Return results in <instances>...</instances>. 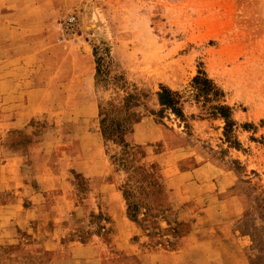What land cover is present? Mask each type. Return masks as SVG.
Returning a JSON list of instances; mask_svg holds the SVG:
<instances>
[{
  "label": "rangeland",
  "instance_id": "obj_1",
  "mask_svg": "<svg viewBox=\"0 0 264 264\" xmlns=\"http://www.w3.org/2000/svg\"><path fill=\"white\" fill-rule=\"evenodd\" d=\"M8 7L89 55L96 116L89 128L59 127L55 112L0 128V264H91L67 244L44 249L56 226L100 235L105 264L186 247L162 264H264V0H0ZM201 72L215 89L198 88ZM108 208L132 223L136 252L113 244Z\"/></svg>",
  "mask_w": 264,
  "mask_h": 264
},
{
  "label": "crops",
  "instance_id": "obj_2",
  "mask_svg": "<svg viewBox=\"0 0 264 264\" xmlns=\"http://www.w3.org/2000/svg\"><path fill=\"white\" fill-rule=\"evenodd\" d=\"M29 14L17 7L0 8V128L26 127L33 116L42 112H55L59 127L72 122L73 128H89L90 121L96 116V104L91 100L89 88L85 87L92 82L90 67L87 71L83 69L89 55L57 45L50 32L51 26L44 22H26L23 18ZM50 64H55L54 70H48ZM65 97L70 99L68 108L64 104ZM54 98L58 101L56 107H52ZM100 207L107 210L102 205ZM110 209L115 228L113 244L126 253L136 252L138 243L130 239L132 223L120 209ZM58 220L54 219L55 222ZM59 229L56 226L54 231L42 235L44 249L52 251L67 244L70 259L105 264L103 260L108 245L100 235H95L90 242H82L66 238L59 234ZM187 248L176 253L158 252L159 262L153 264H162L164 257L183 255Z\"/></svg>",
  "mask_w": 264,
  "mask_h": 264
},
{
  "label": "trees",
  "instance_id": "obj_3",
  "mask_svg": "<svg viewBox=\"0 0 264 264\" xmlns=\"http://www.w3.org/2000/svg\"><path fill=\"white\" fill-rule=\"evenodd\" d=\"M201 73H203V75L202 74L197 75L195 77V80H194L195 83H197L198 85L200 84V87H198V88H200L206 92H209V91L215 89L211 80L207 76L204 75L205 72H201ZM159 97H160V100L163 104L173 106L174 108H176L175 106L179 102L178 92L172 91L171 89H168V88H164L159 93ZM220 108H221V110H223V106H221ZM102 121L104 122L103 126L105 127V130L107 131V125L105 124V119H103ZM228 123H230V121H228ZM227 127H229V126H227Z\"/></svg>",
  "mask_w": 264,
  "mask_h": 264
},
{
  "label": "built area",
  "instance_id": "obj_4",
  "mask_svg": "<svg viewBox=\"0 0 264 264\" xmlns=\"http://www.w3.org/2000/svg\"><path fill=\"white\" fill-rule=\"evenodd\" d=\"M74 17H71L70 20H73Z\"/></svg>",
  "mask_w": 264,
  "mask_h": 264
}]
</instances>
